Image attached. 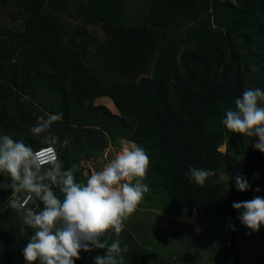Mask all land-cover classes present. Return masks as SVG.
<instances>
[{
    "label": "trees",
    "instance_id": "trees-1",
    "mask_svg": "<svg viewBox=\"0 0 264 264\" xmlns=\"http://www.w3.org/2000/svg\"><path fill=\"white\" fill-rule=\"evenodd\" d=\"M73 1L0 0V136L34 150L49 146L30 128L40 115L62 114L51 129L59 138L54 149L65 170L78 165L77 182L86 181L82 160L116 140L135 143L150 157L142 201L221 221L233 247L240 220L232 205L264 197V153L254 148L258 138L246 142L222 120L244 89L264 90V0H170L171 13L168 5L156 26L146 12L126 15L116 0H86L82 10L76 1L69 14ZM107 76L111 84L100 80ZM101 97L118 114L93 105ZM193 167L215 175L200 187ZM236 175L250 190L237 194ZM9 182L0 174V264H27L23 249L33 230L23 210L4 208L16 192ZM42 207L31 196L26 210ZM117 238L128 247L125 264H169L128 231L109 243ZM104 254L81 251L75 264Z\"/></svg>",
    "mask_w": 264,
    "mask_h": 264
},
{
    "label": "clouds",
    "instance_id": "clouds-1",
    "mask_svg": "<svg viewBox=\"0 0 264 264\" xmlns=\"http://www.w3.org/2000/svg\"><path fill=\"white\" fill-rule=\"evenodd\" d=\"M61 119L62 114L45 113L30 128L49 145L46 151H35L6 134L0 136V174L10 181L6 186L31 194L43 205L29 214L28 226L33 235L23 249L24 259L27 264H75L81 251L95 248L105 249V254L97 255L94 264H125L127 245L121 247L118 238L111 243L109 240L125 230L126 222L149 191L144 181L150 157L144 148L132 143L100 170L93 171L85 182H77L74 173L79 171L78 165L74 163L65 170L54 149L59 138L51 129ZM222 123L228 131L244 136L246 142L258 138L254 148L264 153V90L244 89L235 107L227 109ZM189 172L200 187L215 175L213 170L195 167ZM234 179L237 191L250 190L244 177L236 175ZM232 207L239 211L237 219L251 232H259L264 226V197L234 202Z\"/></svg>",
    "mask_w": 264,
    "mask_h": 264
},
{
    "label": "rangeland",
    "instance_id": "rangeland-1",
    "mask_svg": "<svg viewBox=\"0 0 264 264\" xmlns=\"http://www.w3.org/2000/svg\"><path fill=\"white\" fill-rule=\"evenodd\" d=\"M155 1L158 0H143L142 2V6L145 8L143 11L149 18V26L161 24L157 20L163 17L161 14H163L164 8L171 3L170 0H167V2L153 4L152 2ZM183 18L181 19L182 25H187L189 21H184L185 18ZM103 72L111 73L107 68H104ZM111 78L120 80L122 77L112 74ZM111 78L108 80L107 76L100 80H103L104 84H111L113 82ZM24 98L25 104L31 101L29 97L25 96ZM111 101L110 98L101 97L96 99L93 105H103L112 113L118 114ZM130 146L131 144L127 141L116 140L110 142L94 157L82 160L80 163L84 178L86 179L93 171L100 170L124 147ZM223 146L219 148L220 151L224 150ZM241 164L246 166L245 162H241ZM219 178L224 180L227 176L220 174ZM250 180L254 182V174ZM236 192L238 194L239 191ZM29 214L23 213L25 220H28L26 217H29ZM190 215L191 212L188 209L169 207L164 210L161 205L142 201L138 211L126 222L125 230L140 246L154 250L169 264H264V226H261L259 232H251L241 221H238L235 225V245L229 247L227 239H224L227 235L224 223L201 214L197 217L201 231H194L192 226L185 222V219ZM89 261L94 264L93 259H89Z\"/></svg>",
    "mask_w": 264,
    "mask_h": 264
},
{
    "label": "crops",
    "instance_id": "crops-1",
    "mask_svg": "<svg viewBox=\"0 0 264 264\" xmlns=\"http://www.w3.org/2000/svg\"><path fill=\"white\" fill-rule=\"evenodd\" d=\"M76 1L79 2L78 3V10H82L84 8L86 0H74L71 3V5H68L70 8L74 7V9L71 12L69 11L70 12L69 14H71V13L74 14L73 12L75 10L77 11ZM116 2L119 5V7L121 8V11H123L126 15L132 16V17L135 15L138 16V15L142 14L144 12L143 10L145 9V8L142 9L143 0H116ZM156 2H165V1L158 0V1H155L152 3L155 4ZM169 5H170V9L169 8L168 9H169V12L171 13V4H169ZM166 8L163 10V13L165 12ZM66 10H68V8H66ZM161 15H163V14H161ZM161 21H160V19L158 20L159 23H161Z\"/></svg>",
    "mask_w": 264,
    "mask_h": 264
},
{
    "label": "built area",
    "instance_id": "built-area-1",
    "mask_svg": "<svg viewBox=\"0 0 264 264\" xmlns=\"http://www.w3.org/2000/svg\"><path fill=\"white\" fill-rule=\"evenodd\" d=\"M49 146H45L42 148H39L35 151H46ZM56 152V151H55ZM31 200V195L29 193L26 194H20L18 191H16L6 202L4 208L5 209H20L23 210V213H30L31 211H27L26 208ZM28 219V217H26ZM25 220V219H24ZM28 220H25L27 222Z\"/></svg>",
    "mask_w": 264,
    "mask_h": 264
},
{
    "label": "water",
    "instance_id": "water-1",
    "mask_svg": "<svg viewBox=\"0 0 264 264\" xmlns=\"http://www.w3.org/2000/svg\"><path fill=\"white\" fill-rule=\"evenodd\" d=\"M197 217H198V212L196 209H193L191 215L185 219V222L186 224L192 226L194 231L197 230L201 231V228L197 223Z\"/></svg>",
    "mask_w": 264,
    "mask_h": 264
},
{
    "label": "bare ground",
    "instance_id": "bare-ground-1",
    "mask_svg": "<svg viewBox=\"0 0 264 264\" xmlns=\"http://www.w3.org/2000/svg\"><path fill=\"white\" fill-rule=\"evenodd\" d=\"M111 101V100H110ZM112 102V101H111Z\"/></svg>",
    "mask_w": 264,
    "mask_h": 264
}]
</instances>
